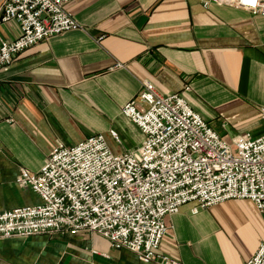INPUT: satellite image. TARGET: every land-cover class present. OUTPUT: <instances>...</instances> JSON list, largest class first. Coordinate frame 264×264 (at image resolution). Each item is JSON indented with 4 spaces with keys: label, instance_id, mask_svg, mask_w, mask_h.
<instances>
[{
    "label": "crops",
    "instance_id": "1",
    "mask_svg": "<svg viewBox=\"0 0 264 264\" xmlns=\"http://www.w3.org/2000/svg\"><path fill=\"white\" fill-rule=\"evenodd\" d=\"M66 10L81 29L0 70V211L42 204L17 179L21 169L39 172L58 143L101 134L115 155L139 148L143 134L122 108L144 81L162 95L183 93L229 142L264 134V15L200 0H73ZM19 36L15 21L0 26L1 38ZM166 222L159 252L184 264H247L264 243V216L251 200L191 202ZM0 264L146 263L82 232L2 239Z\"/></svg>",
    "mask_w": 264,
    "mask_h": 264
},
{
    "label": "built area",
    "instance_id": "2",
    "mask_svg": "<svg viewBox=\"0 0 264 264\" xmlns=\"http://www.w3.org/2000/svg\"><path fill=\"white\" fill-rule=\"evenodd\" d=\"M72 1L1 0L0 26L15 21L20 36L0 37V70L37 44L81 29L66 10ZM200 1L205 8L215 4L264 15V0ZM122 113L143 134L141 146L115 155L101 134L73 146L58 143L39 172L20 170L17 182L42 204L0 211V240L87 232L146 264H184L159 252L169 231L166 218L182 206L251 200L264 216V134H239L229 142L183 93L162 95L151 81L142 83ZM111 134L119 141L116 131ZM247 264H264V243Z\"/></svg>",
    "mask_w": 264,
    "mask_h": 264
}]
</instances>
